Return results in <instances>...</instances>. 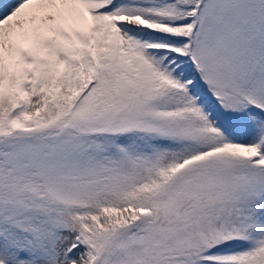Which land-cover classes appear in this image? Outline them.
<instances>
[{"label": "snow or ice", "instance_id": "obj_1", "mask_svg": "<svg viewBox=\"0 0 264 264\" xmlns=\"http://www.w3.org/2000/svg\"><path fill=\"white\" fill-rule=\"evenodd\" d=\"M0 264H264V0H0Z\"/></svg>", "mask_w": 264, "mask_h": 264}]
</instances>
